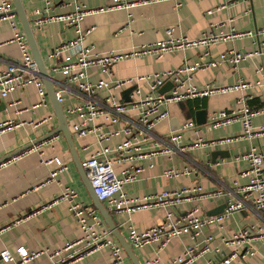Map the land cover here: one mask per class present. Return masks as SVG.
<instances>
[{"label":"crops","instance_id":"obj_1","mask_svg":"<svg viewBox=\"0 0 264 264\" xmlns=\"http://www.w3.org/2000/svg\"><path fill=\"white\" fill-rule=\"evenodd\" d=\"M21 1L50 74L63 81V75L60 72H53L52 66L63 61L66 51L56 52V49L62 42L75 36L74 27L58 20L38 26L35 23L38 17L36 10L45 6L44 0ZM77 1L82 2L87 8L97 9L84 15L81 20L83 29L94 26L83 41L86 45L93 46L95 52L138 48L164 38V30L167 26L174 27L175 36L187 38L197 37L208 29L227 31L231 26L238 31L252 30L253 32L264 28V0H180L179 7L175 6L176 0H150L128 8L111 9L107 6L112 0ZM73 7V0H51V12L69 11ZM15 17L20 23L17 15ZM229 17L233 18L231 22L228 20ZM12 36L13 30L9 22L0 19V69L9 62H19L21 59L18 45L11 41ZM263 41L264 33L257 35L254 32L253 35L218 41L208 47L195 46L166 52L160 57L153 54H136L117 61L112 66L113 77L146 74L179 66L184 61L197 62L202 57L217 58L220 52L229 48L241 51L262 49ZM259 66L264 70V52L252 54L238 62L236 66L222 61L209 68L196 69L189 83L197 89L203 88L208 82L212 85H226L236 82L239 78L250 81L252 85L242 91L214 92L202 96L198 94L181 101L170 102L165 105L169 112L168 117L157 122L153 132L161 136L170 130L177 129L184 122L191 121V125L180 130V139L183 143L191 142L197 135L203 140L228 135L237 136L241 133L239 121L210 127L208 124L210 114L213 110L229 109L234 106L241 93L247 96V102L251 108H263L264 76L257 71ZM88 71L90 80L102 77L97 68H89ZM146 85L147 82H141L143 90H146ZM107 93L108 90L103 89L99 96ZM120 93L118 92V95ZM82 98L76 90L65 87L61 103L68 124L75 116L68 114L66 109L79 103ZM39 100L40 96L32 83L14 89L5 97H0V124L12 119L11 125L0 130V157L58 125L49 98L46 103H39ZM252 120L254 125L264 124V111L256 113ZM73 138L81 160L99 146L94 134L73 136ZM122 139L123 134L112 135L108 139H103L102 144L114 148ZM134 146L149 155L115 162L114 168L122 176L121 171L125 168L132 169L138 165L143 167L135 172L134 179L125 181L123 184L127 195L141 196L194 183H199L208 190L232 187L235 180L245 183L247 176L242 173L247 169L248 161L236 159V157L251 146L264 152V135L250 139L239 137L218 145L204 144L172 156L157 152L161 146L155 136L141 139L132 145L133 148ZM133 148L131 152H135ZM214 150H221V153H216L213 161L211 153ZM55 156L64 160L67 168L60 171L54 179L48 180L50 171L56 164L44 163V160ZM183 165H195L198 169L178 176L164 174V170L168 167ZM67 186L76 190L77 201L93 205L60 132L43 144L37 145L36 148L23 151L20 156L0 164V250L8 248L15 252L20 245L28 250H49L78 237L81 234L79 224L70 211L67 200L60 198L61 192ZM245 201V206L232 212L224 219L221 226L208 224L203 227L198 239L201 240L207 234H212L213 239L210 241L212 250L190 264H208V259L215 256V247H218L220 251H228L229 247L222 241V237H229L242 227L264 226V212L253 209L250 201L247 199ZM224 202V198L190 200L180 203L176 210L183 212L193 204L199 203L202 210L207 213ZM112 214L126 238L129 224H133L138 230L150 227L163 219L165 209L161 206H153L130 214L124 211ZM190 242L187 234H182L173 237L159 251H157L156 242L132 248L142 264H170L171 259ZM256 246L257 252L246 256L240 260L239 264L264 263V245L256 241ZM154 257L157 258L156 261L146 263L147 259ZM111 261L110 249L103 247L70 264H109ZM35 262L48 264L49 258L46 254H42L36 258ZM0 264L9 263L0 257ZM117 264L133 263L124 251L121 261Z\"/></svg>","mask_w":264,"mask_h":264},{"label":"built area","instance_id":"obj_2","mask_svg":"<svg viewBox=\"0 0 264 264\" xmlns=\"http://www.w3.org/2000/svg\"><path fill=\"white\" fill-rule=\"evenodd\" d=\"M73 1L72 10L55 13L51 12V0H44L45 6L36 10L38 17L35 23L41 26L44 23L58 20L72 25L75 29V36L65 40L57 47L56 52L66 51V53L61 63L52 66V71L60 72L63 75V81L53 76L55 93L60 102L63 100L65 87L76 90L83 97L79 103L66 109L68 114L75 116L69 124L72 136L82 137L94 134L99 145L81 160V164L86 169L95 194L111 213L124 211L130 214L136 210L153 206H161L165 209L163 219L157 224L142 230H138L133 224L128 225L126 239L132 247L139 248L156 242L158 244L157 251H159L173 237L187 234L191 242L183 246L181 252L171 259L170 264H190L212 250L210 246V241L213 239L212 234H207L201 240L198 239L204 226L208 224L221 226L226 217L245 206V199L250 201L253 209L264 212V152L251 146L236 157V159L241 158L248 161V167L242 173L247 176L245 183L235 180L232 187H217L211 190L205 189L199 183H194L181 188L163 189L141 196L127 195L123 184L125 181L134 179L135 172L143 167L138 165L132 169L125 168L121 171L122 176H120L114 168V163L148 156L149 153L146 154L138 150L139 147H132L133 144L147 137L155 136L157 138L161 146L157 152L172 156L175 153H182L204 144L218 145L231 142L239 137L250 139L264 135V124L254 125L252 120L256 113L264 111V107L251 108L248 105L247 96L243 93L239 95L235 105L229 109L211 111L208 122L210 127H219L239 121L241 133L237 136L228 135L203 140L201 136L197 135L191 142L183 143L180 139V130L191 125V121H186L177 129L170 130L161 136L153 132L156 123L168 117L169 112L165 105L170 102L181 101L198 94L202 96L214 92L242 91L252 85L250 81L239 78L236 82L226 85H212L208 82L203 88L197 89L189 83V79L196 69L209 68L222 61L230 62L236 66L238 62L248 56L264 52V48L248 51L229 48L220 52L217 58L205 59L202 57L197 62L184 61L179 66L125 77H113L112 66L128 56L153 54L160 57L166 52L195 46L208 47L218 41L253 35L254 32L258 35V33H264V28L256 29L253 32L252 30L238 31L231 26L227 31L208 29L197 37L187 38L186 36H175L174 27L167 26L164 30V38L138 48L95 52L93 46L86 45L83 41L94 26L83 29L81 20L84 15L97 11V9L87 8L82 2ZM148 1L150 0H112L107 8H128L137 3ZM180 4V0L175 1L176 7H179ZM12 9V0H0V19L9 22L13 30L11 41L18 45L21 59L19 62H9L0 69V97H5L14 89L32 83L40 96L39 103H46L48 95L45 86L38 74L37 64L30 51L24 31ZM228 20L231 22L233 18L229 17ZM89 68H97L102 77L90 80ZM257 71L264 76L261 66L257 68ZM168 80L173 83V86L167 91L169 95H165V92L159 93L158 87ZM141 82H147L146 90L142 89ZM131 85H135V87L129 93L130 100L125 101L121 94L118 95V92ZM103 89L108 90V93L99 96ZM11 124L12 119H8L0 124V130ZM118 134H123V139L114 148L102 144L103 139ZM47 139L33 144L24 151L36 148ZM132 148L135 152H131ZM22 152L0 164L20 156ZM51 162H54L56 166L50 171L48 180L54 179L60 171L67 168L66 162L58 156L44 160V163ZM197 169L198 167L195 165L171 166L164 170V174L178 176L195 172ZM239 194L242 195L239 196ZM76 196V190L70 186L65 187L60 194V198L67 200L69 209L79 224L81 234L78 237L67 240L62 246L49 250H28L23 245L18 246L15 252L3 248L0 250L1 259L9 264H37L36 258L46 254L49 258L48 264H70L91 252L107 247L112 255V261L109 264L120 262L124 255V249L105 224L98 209L92 204L77 201ZM217 198L225 200V207L219 213L207 214L199 203L193 204L183 212L176 210V207L185 201ZM263 229V225H251L242 227L229 237H222V241L229 247V250L220 251L218 247H215V256L208 259V264H239L240 260L257 252L256 241H260L264 245ZM156 260V257L147 259L146 263Z\"/></svg>","mask_w":264,"mask_h":264},{"label":"water","instance_id":"obj_3","mask_svg":"<svg viewBox=\"0 0 264 264\" xmlns=\"http://www.w3.org/2000/svg\"><path fill=\"white\" fill-rule=\"evenodd\" d=\"M13 2V9L12 12H14L22 26V29L24 31V34L26 36V40L28 42L30 51L32 53V56L37 64L38 68V74L41 77V80L45 86L48 98L52 104L54 113L56 115L58 125L53 128L52 130L48 131L47 133L38 136L36 138H33L32 140H29L25 144L13 149L12 151L4 154L0 157V163L5 161L6 159L12 157L13 155L20 153L29 147H31L33 144H36L42 140H45L52 135L58 134L59 132L62 134V136L65 139V142L68 146L69 152L71 154L72 161L74 162L78 173L81 177L82 183L84 184L86 190L88 191L93 205L98 209L99 213L101 214L105 224L110 229L111 233L114 235V237L118 240V242L123 247L125 253L130 258L131 262L133 264H142L139 260L138 255L135 253L134 249L132 248L131 244L127 241L124 234L121 232L120 228L115 222V219L113 217V214L111 211L104 205V203L99 199V197L95 194L93 190V186L91 184V181L89 177L86 174V169L81 164V159L77 153L75 141L72 136L71 130L69 128V124L67 121V117L64 113V109L62 107V103L58 100L55 88H54V78L50 74L44 60L42 57V54L39 50L38 44L36 42L35 34L33 31L32 24L30 22V19L28 18L24 6L22 4L21 0H12ZM173 86L172 81L168 80L163 85L158 87L157 91L159 93L165 92V95H169L167 91ZM135 87V85H131L129 87L124 88L121 91V97L123 100L128 101L130 100L129 93L130 91ZM3 104V103H2ZM4 105V104H3ZM216 153H221V150H214L211 155L213 158V161L215 160ZM225 207V202L218 205L217 207L213 208L212 210L207 211V214H215L221 212Z\"/></svg>","mask_w":264,"mask_h":264},{"label":"rangeland","instance_id":"obj_4","mask_svg":"<svg viewBox=\"0 0 264 264\" xmlns=\"http://www.w3.org/2000/svg\"><path fill=\"white\" fill-rule=\"evenodd\" d=\"M64 138V137H63ZM64 141H65V139H64Z\"/></svg>","mask_w":264,"mask_h":264}]
</instances>
